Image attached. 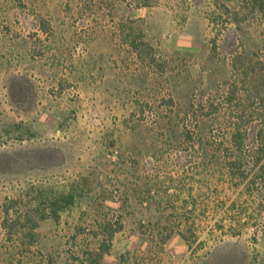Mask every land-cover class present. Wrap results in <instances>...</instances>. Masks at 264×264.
<instances>
[{"label":"rangeland","instance_id":"374dc122","mask_svg":"<svg viewBox=\"0 0 264 264\" xmlns=\"http://www.w3.org/2000/svg\"><path fill=\"white\" fill-rule=\"evenodd\" d=\"M248 1L0 0V264H264V156L233 178L203 110L264 57Z\"/></svg>","mask_w":264,"mask_h":264},{"label":"trees","instance_id":"16d2710c","mask_svg":"<svg viewBox=\"0 0 264 264\" xmlns=\"http://www.w3.org/2000/svg\"><path fill=\"white\" fill-rule=\"evenodd\" d=\"M248 2L253 4L254 9L264 21V0ZM236 15L238 13H235ZM130 45L136 48L134 42H131ZM233 69L235 79L222 95V100L203 106V110H207V114L210 116L224 115L230 129L231 141L240 154L235 161L230 163L231 174L233 178L242 184H248L250 187L251 185L255 186L256 181L249 175L251 169L244 165V162H249V159L243 160V156L245 155L250 159L253 155L256 157L257 161L252 163V167L257 165L261 157L264 156V57H259L255 61H248L247 58H243L236 61ZM255 80L259 81L262 87L260 90H255L252 87ZM247 142H251V145H247ZM59 202H61L59 208L63 209L74 202V197L70 194L62 195ZM32 211L34 212L33 215L27 211L23 219L24 222L29 223L30 230L34 232L38 222L45 216H38V209ZM4 212L8 216L10 209L6 208Z\"/></svg>","mask_w":264,"mask_h":264}]
</instances>
